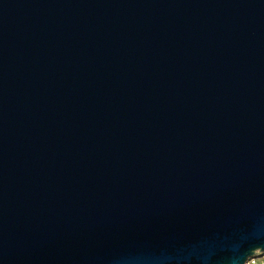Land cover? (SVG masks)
Listing matches in <instances>:
<instances>
[{
  "label": "water",
  "instance_id": "water-1",
  "mask_svg": "<svg viewBox=\"0 0 264 264\" xmlns=\"http://www.w3.org/2000/svg\"><path fill=\"white\" fill-rule=\"evenodd\" d=\"M264 253V0H0V264Z\"/></svg>",
  "mask_w": 264,
  "mask_h": 264
},
{
  "label": "built area",
  "instance_id": "built-area-1",
  "mask_svg": "<svg viewBox=\"0 0 264 264\" xmlns=\"http://www.w3.org/2000/svg\"><path fill=\"white\" fill-rule=\"evenodd\" d=\"M257 257H259V255L250 258V259L247 261V264H257Z\"/></svg>",
  "mask_w": 264,
  "mask_h": 264
},
{
  "label": "rangeland",
  "instance_id": "rangeland-1",
  "mask_svg": "<svg viewBox=\"0 0 264 264\" xmlns=\"http://www.w3.org/2000/svg\"><path fill=\"white\" fill-rule=\"evenodd\" d=\"M257 264H264V257L262 256V254L257 257Z\"/></svg>",
  "mask_w": 264,
  "mask_h": 264
},
{
  "label": "bare ground",
  "instance_id": "bare-ground-1",
  "mask_svg": "<svg viewBox=\"0 0 264 264\" xmlns=\"http://www.w3.org/2000/svg\"><path fill=\"white\" fill-rule=\"evenodd\" d=\"M262 254V256L264 257V253H261ZM258 255H260V254H258Z\"/></svg>",
  "mask_w": 264,
  "mask_h": 264
}]
</instances>
